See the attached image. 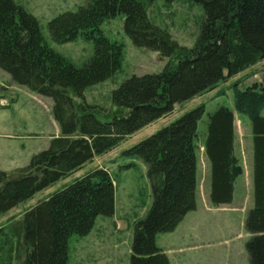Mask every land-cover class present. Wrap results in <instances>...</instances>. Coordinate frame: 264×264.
<instances>
[{
  "label": "trees",
  "instance_id": "trees-1",
  "mask_svg": "<svg viewBox=\"0 0 264 264\" xmlns=\"http://www.w3.org/2000/svg\"><path fill=\"white\" fill-rule=\"evenodd\" d=\"M192 1L202 5L204 18L189 48L151 23L143 0H87L76 11L59 13L47 25L54 42H69L79 34L93 41L92 56L77 67L46 43L34 15L14 0H0V68L14 83L51 98L60 129L27 165L0 170V216L111 151L176 104L264 60V0ZM116 15L125 17L124 31L134 46L168 61L159 72L131 75L112 90L115 108L104 113L108 120H100L84 91L120 67L121 45L100 29ZM232 101L233 109L219 105L208 114L203 148L210 164L209 200L213 205L231 203L234 183L243 173L234 152L235 111L249 119L252 135L253 205L244 221L250 235L244 247L249 264H264V82L242 88L234 82ZM204 112L205 105H197L124 151L146 165L152 194L147 214L133 226L129 264H169L155 237L173 231L196 207L195 140ZM114 198L115 186L105 168L53 193L21 219L0 227L6 264L12 258L16 264H67L69 238L89 234L97 216H112Z\"/></svg>",
  "mask_w": 264,
  "mask_h": 264
},
{
  "label": "rangeland",
  "instance_id": "rangeland-1",
  "mask_svg": "<svg viewBox=\"0 0 264 264\" xmlns=\"http://www.w3.org/2000/svg\"><path fill=\"white\" fill-rule=\"evenodd\" d=\"M14 1L36 17L46 43L75 66H82L92 56V40L79 34L72 41L56 43L50 38L47 28L48 22L53 17L62 12L76 11L87 0ZM143 1L151 23L166 29L179 45L187 48L193 46L204 18L201 4L192 0ZM124 19L123 15H116L106 19L100 25L103 35L122 47L119 69L108 79L89 86L84 91L85 101L97 106V117L100 120H108L109 117L104 113L115 108L111 101L112 90L131 75L159 72L168 61L167 58H160L156 51L134 46L124 31ZM234 82H237L241 88L254 82L263 83L264 60L232 78L219 82L213 90L176 104L170 113L128 135L111 151L94 156L77 171L36 192L31 198L2 214L0 227L12 220L21 219L27 210L76 179L97 168H105L115 186L114 213L112 216H97L89 234L73 235L69 238L67 264H129L133 226L137 220L147 214L152 202V194L146 175V165L141 159L130 157L124 151L173 122L183 113L197 105L204 104L205 112L199 120L198 136L195 140L197 207L195 211H189L186 217L191 224L195 222V229L200 236H195L193 240L186 243L188 249L181 257H178L180 254L174 249V246L183 243L179 241L178 230L158 233L155 242L167 254L169 264H179V262L180 264H210L215 257H220L218 264H227L229 259L230 264H249L244 247L248 239L244 219L253 205L251 189L250 191L245 190L246 182L252 181V135L249 119L240 114L249 128L245 129L243 126L238 128L236 152L241 166L244 167V172L237 178L238 187L232 206L221 209L214 208L210 203L205 191L207 188L204 184L205 166L201 156L208 114L219 105L232 108V84ZM262 115H264V108ZM59 133V126L52 115L51 98L33 93L27 87L14 83L10 75L0 68V170L12 171L27 165L31 157L46 149L50 140ZM229 218L232 226L224 234L220 228V220ZM203 221H207L208 224L213 221V226L208 225L205 229ZM204 230L210 231V234L202 235ZM239 233L242 236L239 237ZM226 236L230 238L232 250L231 253L229 252V258L225 256L226 258L221 260L220 254L222 253L215 250L219 251L222 248L219 243ZM15 243L16 241L13 240V244ZM190 246L193 250L189 249ZM222 249L224 252V247ZM6 254L5 250L0 251V264L7 263ZM179 258L182 259L179 260ZM11 264H16L15 259L12 258Z\"/></svg>",
  "mask_w": 264,
  "mask_h": 264
},
{
  "label": "crops",
  "instance_id": "crops-1",
  "mask_svg": "<svg viewBox=\"0 0 264 264\" xmlns=\"http://www.w3.org/2000/svg\"><path fill=\"white\" fill-rule=\"evenodd\" d=\"M233 109V108H232ZM240 126H243L245 129L249 128L248 124L241 118L240 114H237V112L234 111V133H235V139H234V152H235V155L239 158L237 152H236V140H237V133H238V128ZM250 131H251V125H250ZM201 156L203 157V161H204V166H205V172H204V184L207 185V188H205L207 194H208V198H209V191H210V164H209V161L204 153V148H203V144H202V148H201ZM243 167V166H242ZM243 172H244V167H243ZM243 174V173H242ZM241 174V175H242ZM249 174V172H248ZM240 175V176H241ZM204 185V186H205ZM250 186H252V181L249 182L247 181L246 184H245V187L248 191H252V187L250 188ZM237 187H238V180L236 179L235 183H234V191H233V199H232V202L229 203V204H221V205H213L214 208H221V209H226V207H229V206H232L233 204V201H234V197H235V194H236V190H237ZM210 201V200H209ZM197 207V206H196ZM196 207L194 210L192 211H195L196 210ZM212 209V208H210ZM191 211V212H192ZM190 212H188L184 218L180 221V223L177 225V227L175 228V231L178 230V236H179V241L180 242H183L181 243L180 245H177V246H174V249L180 254L178 257H181V255L187 251V244L186 243H189V241L193 240L194 237L196 236H200L198 231L195 229V222L193 224H191L189 222V220H187L188 218H186L188 215H189ZM219 221V220H218ZM245 221V219H244ZM221 222V225H220V228L221 230L224 232V234L226 233V231L229 229L230 226H232V223H231V220L230 218L229 219H223L222 221L220 220ZM213 226V221L210 222V224L207 223V221H203V226L204 228L206 229L207 226ZM208 235L210 234V231H205L202 233V235ZM248 234V237L250 236L249 233ZM242 236L241 233H239V237ZM204 238V237H203ZM207 243H210L212 244L213 242H207ZM222 248L224 247L225 251L223 252V249L221 248L219 251L218 250H215L216 252H221L222 254L221 255V260L225 259L227 256L229 258V252L232 250V245H231V241H230V238H228L226 236V238H223V240L219 243ZM189 249H192L191 246L189 247ZM163 250V249H162ZM193 250V249H192ZM213 251V250H212ZM208 253V252H207ZM231 253V252H230ZM223 255V256H222ZM184 258V257H182ZM182 258H179L182 259ZM231 258V257H230ZM220 257H215L210 264H218L220 261ZM180 264V262H179ZM227 264H230V259L228 260V263Z\"/></svg>",
  "mask_w": 264,
  "mask_h": 264
}]
</instances>
